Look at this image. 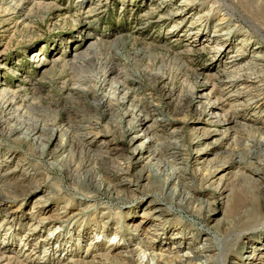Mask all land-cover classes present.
I'll return each instance as SVG.
<instances>
[{
  "label": "rangeland",
  "instance_id": "374dc122",
  "mask_svg": "<svg viewBox=\"0 0 264 264\" xmlns=\"http://www.w3.org/2000/svg\"><path fill=\"white\" fill-rule=\"evenodd\" d=\"M225 4L233 8L227 9ZM227 29L232 30L231 44L224 36L217 38ZM259 29L264 31V0H0V87L9 91L11 96H8L12 98V92L22 85L24 91L15 95L7 112L8 117L15 115L27 124L19 135L10 137L0 128V177L10 176L8 182H22L24 173L33 185L39 183L40 190L50 196V200L41 202L38 198L36 203L27 190L0 192V253L10 257L0 264H94L99 260V253L109 257H102L100 264H136L137 256L128 260L118 252L126 246L139 248V244L143 251L145 243L163 249L164 242L173 236L184 241L192 232L199 235L193 244L195 249L204 242L205 230L220 236L224 219L234 215L235 201H220L212 190L221 184L237 198L240 194L236 197V191L243 180L237 183L220 180L226 174L222 171L210 187H201L193 181L191 173L196 168L204 170L216 165L229 149L238 145L264 155V142H257L260 136L264 137V101L256 104V98H252L256 80L246 83L243 77L248 72L240 71L241 76L233 77L235 83L230 90L222 89L218 81L243 68L256 52L248 48L235 64L228 63L230 56L243 48L242 41L253 48L260 44L264 47ZM227 46V52L220 55L219 48ZM109 68L120 72L129 88L139 90L137 98L160 106L168 117L185 116L183 121L173 119L167 125L158 126L156 134L166 137L174 133L179 137L182 158H188L189 162L187 178L193 186L192 203L172 196L175 186L159 185L175 165L167 157L159 156V167L150 164L148 159L138 160L137 151L133 155L140 143L151 151L155 149L153 138L145 128L139 131L136 141L120 147L116 146L120 138L95 136L90 140V147L94 152L108 151L105 160L94 152L89 159L83 145L77 143L66 148L67 160L61 163L57 162L61 160L59 154L54 157L48 154L67 136L62 132H55L53 136L48 131L31 132L30 123L48 115L49 123L56 120L62 127L68 117L72 118L79 133L84 132L80 129L86 125L80 115H91V120L100 124L95 127L102 128L106 124L102 118L106 109L92 111L88 102H97L107 93L108 85L103 77ZM73 87L78 90H72ZM209 102L218 107L209 110L207 116L202 115ZM177 104L188 105L179 117L174 115ZM234 111L238 125L220 127L203 122L216 121L219 116ZM127 124L124 122L123 128ZM229 127V132H238L243 138L255 135L257 141L240 137L236 145L233 135L224 138ZM203 131H208L207 138L202 136ZM196 134L203 137L199 143L194 139ZM196 152L206 155L205 163L191 161ZM123 158L130 159L125 162ZM88 160L90 166H87ZM117 163L131 164V197L123 196L120 202L110 201L103 191L91 192L80 180L96 174L103 176V180H114L112 166ZM72 164L83 165V169H67ZM251 176L260 182V172ZM203 201L209 202H205L206 209L200 208ZM208 207L215 211L208 213ZM65 208L70 211L69 217L55 220ZM47 215L52 219L41 220ZM139 222V231L130 227ZM156 223H160L158 229H155ZM177 228L181 233L174 230ZM164 230L169 234L159 241ZM44 238L47 241H41ZM263 238L264 225L252 233V239L239 238L229 259L236 263L248 261L257 246L263 248ZM174 245L169 243L164 247L169 249ZM173 257L165 262L173 263ZM74 259L84 263L70 262Z\"/></svg>",
  "mask_w": 264,
  "mask_h": 264
},
{
  "label": "bare ground",
  "instance_id": "6f19581e",
  "mask_svg": "<svg viewBox=\"0 0 264 264\" xmlns=\"http://www.w3.org/2000/svg\"><path fill=\"white\" fill-rule=\"evenodd\" d=\"M225 6L227 9L233 8V6L229 4L227 5L225 4ZM253 26L255 25L253 24ZM231 31L232 30L227 29L225 30V32L220 33L217 38L221 39V37L224 36L226 37V41L230 40V44H231L234 41V38L231 37L232 36ZM259 32H260L259 33L260 38L262 39V41H264V31L259 29ZM244 42L245 41L241 42L243 44L242 46L243 48L240 47L239 49H237L236 53L230 56L231 61L228 63L235 64L239 59L238 57L242 56L245 50L248 48L256 49L255 50L256 52L251 54V58L248 60V63H244L243 66H241L243 68H239L238 71L235 70L236 72H234L230 76L223 79L220 78L218 79V81L220 82V87L222 89L230 90L232 89V87H234L235 81L233 77H235V74H239L240 71L248 72V75L244 76L243 80L246 83L248 81H251V79L256 80L255 84H253L252 87L253 93L255 92V95L252 96V98H256V99L259 98L257 100L255 99L256 104H258L261 101L262 102L264 101V97H263L264 96V47L260 44V42H257L260 45H255L254 48L250 46V44H248L247 41L245 43ZM227 48L228 46L224 47L223 49L219 48L221 50L219 54L224 55L228 50ZM37 56L38 55L36 54L34 60L36 59ZM224 71L225 70L223 69L222 73L226 72ZM239 75L241 76V74ZM121 76H122L121 73L117 72L115 69L113 68L107 69L103 77L105 84L108 85L107 93H105L101 97V99L98 100L97 102H92V103L88 102L89 108H91L92 111H97L100 108L106 109V112L103 111V115H102V118L106 120V124L102 126V128H100V126L98 128L95 127L96 124L99 123L95 120L94 121L91 120L90 117L91 115L88 117L86 115L79 116L81 119H85V123H86V125L80 129L84 131L81 133L78 132L79 127L74 125L73 122L74 120L72 118L68 117L66 120V125L62 127L60 122H57L56 120H53L51 123H49L48 122L49 115L48 116L46 115L47 117L43 118V120L40 121L36 120L35 122L30 123L29 127L31 128V132H35L34 134L36 133L38 134L39 132L48 131L50 132L51 136L55 135V132L56 133L62 132L64 136H67L62 138L60 144L58 145V147L54 152L52 151L51 153L48 154L49 157H54L55 155L59 154L58 156L61 157V160L60 161L58 160L57 162L61 163L64 161L66 162L67 160V156L64 155L66 148L73 147L77 145V143H81L83 145L89 159H92L93 158L92 155L94 156V153H97L99 154L98 157L100 156V159L105 160L106 159L105 156H108L109 152L106 151L105 154L100 152H94L90 147V143H91L90 140L95 138V136H98L100 134H103L104 136L105 134V137H112V139L114 140L115 138H120L121 139L120 144L116 145L120 147L123 146L124 143L130 144L136 141L139 138L138 135L139 131L145 128L146 132H149L148 135L152 136L153 138L155 149L151 151L149 147H147L143 143H140L139 145H137L136 150L132 152L133 155L136 153L135 151H137V154L140 155L138 160L142 161L143 159H148V162H150V164L159 167L161 163L159 160V156L164 155L165 157H167V160L171 163H174L175 165L174 167L171 168V172L169 174H166L165 178H163V180L159 182V185L162 186V188H168L170 185L175 186L172 196L174 195L177 199H180L181 202L192 203L193 201L191 200H193L194 197L190 193V190L193 188V186L190 184L187 178V175L189 173L188 172L189 162H188V158L187 159L182 158L183 150H181V148L178 147V143L180 141L178 140L179 137H177L174 133H171L169 134L170 136H166V137H162L156 134V128L158 126L167 125L171 123L173 119H179L183 121L185 120V116H183L182 118L168 117L160 106L155 105L152 102H146L142 99L137 98V96L139 95V90L137 88H129L128 84L123 79H121ZM124 78H126V76H124ZM21 86L22 85L20 84L19 86H17V90L15 92H12L13 94L12 98L8 96L10 95L9 91H6L5 88L0 87V102H2V104H0V128L4 129V131L6 130V135H8L9 137L13 135L14 136L19 135V133L23 129H25L24 127H26L27 125V124L25 125V123L20 122V120L16 118L15 115L8 117L9 111L7 112L8 106L12 105L13 101H15L14 100L15 95L21 94L24 91V89ZM71 89L76 91L78 90V87H73ZM89 93L92 94V91H89ZM251 94L252 93H250L249 95ZM118 95L119 98H117ZM8 99H10L9 102H7ZM180 104H177L174 110L175 111L174 115L178 117L182 113L186 112L188 106V105L183 106V104L182 105ZM217 107L218 106L216 104L209 102L207 104V108L205 107L206 109L202 110L201 114L207 116L209 110L210 111L214 110ZM128 117L131 118L127 119ZM210 117L213 118L212 115ZM237 117L238 115L234 111L219 116V119H216V121L208 122L205 120L203 122L210 123L212 125H216L220 127H223L224 125L227 124L238 125ZM216 118H218V116H216ZM197 121H200V117L197 118ZM124 122L128 123L127 127L125 126L126 128H123L122 126ZM229 130L230 127L225 129L226 132H224V138L227 139L233 135L232 138L234 139L233 142L236 145H238L237 141L239 140L240 137L243 138V136L238 135V132L237 133L229 132ZM255 131L260 132L259 130H255ZM199 135L196 134L194 138L197 140L196 143H199V140L201 138L203 137L207 138L209 136L208 131L205 132L203 131L202 133L203 137L201 138L199 137ZM249 137L244 136L243 139H252L251 140L252 142L257 141L254 139L255 135L254 137L251 138ZM193 141L194 140L189 142L192 144ZM257 142L258 143L264 142V137L260 136ZM221 144L222 143H218V145ZM256 153L255 152L252 153L248 149L239 147L238 145L229 149L226 157L224 156V159L219 161L216 165L214 164L213 166L210 165L211 167H207V168L205 167L204 170L202 168L200 169L194 168L196 172L191 173L193 177V181L198 182V184L201 187H210L213 182L212 180L216 177V175H218L222 171L226 172V174L224 173L225 175L224 174L221 175L220 180L223 179L224 181L234 180L236 181V183L239 179L243 180V183H239V187L236 191L237 192L236 197L240 194L237 198L234 197L235 195L231 196L232 192L229 191L228 193L227 188L225 187L223 188L222 186H220L221 184H219L212 190L214 194H217L218 199L220 201H222L223 199H228V201H235L234 215L232 216L231 219L228 220L224 219V224L220 226L223 228L222 231L220 232V236H218L217 234H212L209 230H205L203 234L204 242L201 245L195 247L194 249L193 244L198 240L199 235L196 233L194 234L192 232L190 236L185 237L187 238V240L183 241L173 236L172 238L167 240V242L165 241L164 246H169V243L175 244L172 248L169 249H167V247L164 246L163 249H160L158 248L160 247L159 245L156 244L148 245L145 243V249L143 251L139 249L142 247V246L140 247L139 244L138 245L139 248L126 246L124 247L125 249L121 252H118V254L122 255L125 259L128 260L132 259L134 256H137L138 260L136 264H167L165 261H167L169 257H173L172 255L174 253L177 256L173 257L174 260L172 261L173 263L171 264H264V238L263 241H261V246L263 243V248L262 247L259 248V246H257L255 248L256 251L252 254L251 258L248 261H240L236 263L231 259H229V255L234 253V249L238 245L239 238L242 237L243 239L246 240L252 239V233L264 225V183L261 182L264 181V155L261 154V156H259ZM244 156L246 157L245 160L243 159ZM205 157L206 155L198 154V152H196V154L191 156L190 159L191 161L201 164V163H205L206 161V160L204 161ZM128 159L130 158H123L125 162H128ZM90 164H91L90 160H88L87 166H90ZM259 165L261 166V168L259 167ZM82 166L83 165L80 164L78 165L72 164L66 167L67 169L73 167L75 168V170H79V169L81 170ZM112 167H113L112 171L114 173L113 175L115 176L114 180L111 178L109 180H105V179L103 180L102 178L103 176L99 177L97 174L95 176H91V177L89 176L90 178L88 177V175L85 177H81L80 180H82L83 183H85L89 191L94 193L103 191V193H105V195L108 197L110 201L115 200L120 202L122 201L123 196L126 197L130 195L129 192L130 189L132 188V180L129 177L131 174L130 173L131 164L127 163V165H124L121 163H117L116 166L114 164V166ZM94 168L96 167L94 166ZM257 172L261 173V176L259 177L261 179L260 182L258 181L259 179L255 180L251 176L253 175V173H257ZM21 175H22L21 177L24 178V181L22 180V182L20 180L18 181L13 180L14 182H8V180H11L8 179L10 176H4V178L2 179L0 177V192L5 191V189H19V190L22 189V190H27L25 192L28 193V196H30L31 199H34V202L38 201V198L41 200V202L50 200V196L49 195L47 196L45 192L43 193L40 190L39 183L37 185H33L31 178L27 177L26 174L24 173H22ZM205 202L206 204H209L208 201H203L202 205L200 206L201 209H204V207L206 209ZM211 203L213 204L214 202ZM0 205L2 206L1 203ZM65 209H64V213L62 212L63 213L62 215L55 216L54 219L60 220L61 218L69 217L68 213L70 211L67 209L65 211ZM207 211L209 213L215 211V209L213 207L212 208L208 207ZM51 214L52 213H50L49 215ZM49 215L45 217H41V220L42 219L51 220L52 216ZM141 222H143V220ZM42 223L43 222L40 221L38 225L41 226ZM158 225H160V223L155 224V229L159 228ZM37 226H35V228ZM130 227H132L133 230L135 231H139L141 229L140 222L131 224ZM174 230L178 232V234L181 233V230H179V228ZM168 234L169 232H166V230L162 231V235L159 236L160 237L159 241L162 238H165ZM259 235L262 236V234ZM234 236L239 238H234ZM41 241H47V238H44ZM153 241H155V238H153ZM160 244H162V242H160ZM158 249L160 250V252L157 251ZM146 250H148V252ZM185 250H187V252H184ZM214 250H217V252L211 255L210 253ZM0 255H1L0 261L10 258L9 256H5L4 252L0 253ZM104 256L108 257V255L99 253L97 258L99 260H102V257ZM98 261L93 263L100 264ZM70 262L84 263L83 260L81 261L78 259H74L72 261L70 260ZM59 264H62V262Z\"/></svg>",
  "mask_w": 264,
  "mask_h": 264
}]
</instances>
